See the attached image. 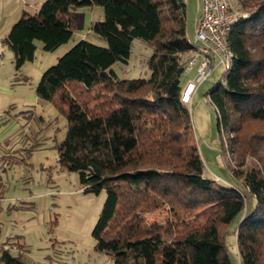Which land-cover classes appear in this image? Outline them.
<instances>
[{
    "label": "trees",
    "instance_id": "1",
    "mask_svg": "<svg viewBox=\"0 0 264 264\" xmlns=\"http://www.w3.org/2000/svg\"><path fill=\"white\" fill-rule=\"evenodd\" d=\"M237 1L249 15L227 30L232 63L207 96L232 133L233 171L250 209L239 186L205 176L193 142L181 101L186 56L197 49L187 0H46L2 39L19 72L35 59L38 40L53 51L72 38V6L104 9L91 27L104 44L77 41L42 74L37 95L67 119L61 164L79 173L85 192H107L93 235L112 264H236L230 234L239 263L264 264V0ZM135 39L153 49L151 75L119 78L113 66L128 63ZM161 210L164 224L147 219ZM14 246L24 249L7 240L0 264H28Z\"/></svg>",
    "mask_w": 264,
    "mask_h": 264
},
{
    "label": "rangeland",
    "instance_id": "2",
    "mask_svg": "<svg viewBox=\"0 0 264 264\" xmlns=\"http://www.w3.org/2000/svg\"><path fill=\"white\" fill-rule=\"evenodd\" d=\"M228 1L238 12L243 10L237 0ZM187 4L191 34L194 19L202 12L197 0H188ZM71 9L74 13H92V24L105 18L99 5ZM82 38L104 44L91 28L79 25L72 38L53 51H45L38 40L35 59L25 62L19 72L7 45L1 56L3 80L13 90L0 106V252L7 240L18 241L24 249L14 246L11 252H21L28 264L113 263L110 254L96 249L93 235L107 192H85L79 173L61 164L57 147L66 136L67 119L51 102L37 95V85L45 70ZM152 53V47L145 41L135 39L128 63L118 62L113 68L122 79L147 78L151 75L147 60ZM223 73V66L219 65L198 86L197 98L187 104L192 116L193 142L203 161L205 176L223 185L239 186L250 209L251 194L233 171L232 133L222 130L207 96ZM188 75L182 77L183 88ZM167 217V211L161 210L147 219L164 224ZM228 250L236 264H241L231 234Z\"/></svg>",
    "mask_w": 264,
    "mask_h": 264
},
{
    "label": "built area",
    "instance_id": "3",
    "mask_svg": "<svg viewBox=\"0 0 264 264\" xmlns=\"http://www.w3.org/2000/svg\"><path fill=\"white\" fill-rule=\"evenodd\" d=\"M201 17L195 26L194 42L197 49L187 60L186 71L196 70L195 76L188 81L181 95V101L191 103L198 86L210 74L223 66L227 71L232 63V52L225 41L230 26L249 14L234 11L228 0H201Z\"/></svg>",
    "mask_w": 264,
    "mask_h": 264
},
{
    "label": "crops",
    "instance_id": "4",
    "mask_svg": "<svg viewBox=\"0 0 264 264\" xmlns=\"http://www.w3.org/2000/svg\"><path fill=\"white\" fill-rule=\"evenodd\" d=\"M45 0H0V106L3 104L2 101L4 98L12 93L13 88L4 82L3 76H2V58L5 51V44L2 42V39L9 33L11 27L15 22L19 20L22 13L24 11H37L39 7L41 6L42 2ZM188 1V0H187ZM198 1L199 11L201 9V0ZM202 12V11H201ZM32 13V12H31ZM76 18H77V24L83 25L85 27H92V13L89 11L83 12L78 11L75 12ZM202 14V13H201ZM201 14L196 16L193 23V33L190 34L191 38L194 41V32H195V26L199 22V19L201 17ZM190 25V24H189ZM190 30V28H189ZM191 32V31H190ZM192 52L188 53L186 56V59H189ZM187 61V60H186ZM190 73V74H189ZM196 70L191 69L189 71H185L184 75H188L187 82L191 80L195 76ZM183 75V76H184ZM199 92V87L196 90V93L194 94L192 100H195L197 98V93ZM1 109V107H0ZM2 110V109H1ZM13 127L11 128L12 131ZM1 142V140H0ZM1 146V145H0Z\"/></svg>",
    "mask_w": 264,
    "mask_h": 264
}]
</instances>
